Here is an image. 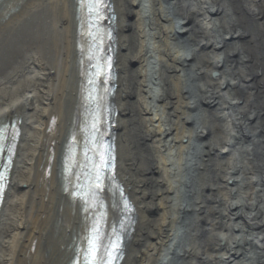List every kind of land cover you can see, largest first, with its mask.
Listing matches in <instances>:
<instances>
[{"label": "bare ground", "instance_id": "1", "mask_svg": "<svg viewBox=\"0 0 264 264\" xmlns=\"http://www.w3.org/2000/svg\"><path fill=\"white\" fill-rule=\"evenodd\" d=\"M91 1L0 0V264H261L264 0Z\"/></svg>", "mask_w": 264, "mask_h": 264}, {"label": "rangeland", "instance_id": "2", "mask_svg": "<svg viewBox=\"0 0 264 264\" xmlns=\"http://www.w3.org/2000/svg\"><path fill=\"white\" fill-rule=\"evenodd\" d=\"M182 52L186 53V50H183ZM191 84H192V81H189L187 86H188V89L193 90V87H190ZM193 120L197 123V116L194 115L193 116ZM188 144H189V148H190L189 151L192 152L193 151L192 149H194V146H195V141L193 140L191 142V144L188 142L187 145ZM189 151H186L185 158H184L185 160L183 162L184 163V169H183V172H182L183 178L181 180H183L182 182L185 185H180L179 186L181 188L179 189L178 200H179V203L181 205H183V206H185V205H187L189 203L188 191H187L188 187L187 186H188V183L190 182V176L192 175V174L189 175L190 170L188 171V167L190 166V163L192 161V155L191 154H190L189 157H187ZM236 156H235L236 159H238V157H239V152L238 151H236ZM181 218H184V217H181ZM186 220L187 219H185L184 221H186ZM186 224L187 223L182 222V220L179 223L178 228H177V239H176V241L174 243V247L175 248H173V249L170 248L171 250L170 249L169 250L168 249L165 250V252L168 254L167 255V260H166V263H163L164 261H162L161 264H170V263H172L173 262V252L174 251L176 252V250H178L176 247H179L180 245H184L186 242H188L187 236L185 237V235H184L185 232H186ZM255 263L258 264V261H256ZM262 263H264V262H262ZM246 264H248V262Z\"/></svg>", "mask_w": 264, "mask_h": 264}]
</instances>
